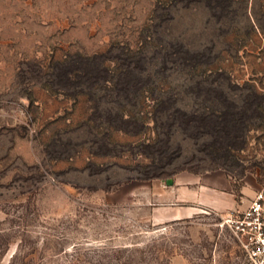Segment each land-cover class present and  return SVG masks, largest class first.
<instances>
[{"label":"rangeland","instance_id":"374dc122","mask_svg":"<svg viewBox=\"0 0 264 264\" xmlns=\"http://www.w3.org/2000/svg\"><path fill=\"white\" fill-rule=\"evenodd\" d=\"M263 186L264 0H0V264H248Z\"/></svg>","mask_w":264,"mask_h":264},{"label":"built area","instance_id":"2783aa9c","mask_svg":"<svg viewBox=\"0 0 264 264\" xmlns=\"http://www.w3.org/2000/svg\"><path fill=\"white\" fill-rule=\"evenodd\" d=\"M225 223L232 230L247 263L264 264V186L245 211L231 214Z\"/></svg>","mask_w":264,"mask_h":264},{"label":"crops","instance_id":"0c3cea01","mask_svg":"<svg viewBox=\"0 0 264 264\" xmlns=\"http://www.w3.org/2000/svg\"><path fill=\"white\" fill-rule=\"evenodd\" d=\"M187 173H180L177 175V181H176V184H184V183H188V182H191L189 179H187L188 177H186ZM183 178V179H181ZM196 179H193V182H195ZM230 185L232 186V181L230 180L229 181ZM214 182H212L210 184V186H212L213 188L211 189L210 192L208 193H204L206 191H203L201 188H199L198 190H196V194L194 193V198L195 200L199 203V204H206L212 208H215L219 211H226V210H229L231 208H235V207H238L240 208L241 206L238 204L237 200L235 199L236 197V194L235 192L234 193H225V191H220V190H217L216 188H214ZM230 186V187H231ZM230 187L226 188V189H229ZM244 189L247 188V186H243ZM241 192H243L244 196H242L243 198V201L245 202L244 205L242 206V210L244 209H247L249 207V205L251 204V201L253 200V198L255 197V195L253 193H246L245 191H243V188L241 190ZM222 193H225V194H229L228 196L230 197H226L224 194ZM184 194V193H183ZM180 198H182L180 196ZM251 198V199H250Z\"/></svg>","mask_w":264,"mask_h":264},{"label":"trees","instance_id":"16d2710c","mask_svg":"<svg viewBox=\"0 0 264 264\" xmlns=\"http://www.w3.org/2000/svg\"><path fill=\"white\" fill-rule=\"evenodd\" d=\"M243 118V113L240 112V115H236L235 120H242ZM248 130V125H243V127L240 129V132H237V134H235V137L237 139H242L244 138V132H246ZM232 145H230L231 147Z\"/></svg>","mask_w":264,"mask_h":264},{"label":"water","instance_id":"95a60500","mask_svg":"<svg viewBox=\"0 0 264 264\" xmlns=\"http://www.w3.org/2000/svg\"><path fill=\"white\" fill-rule=\"evenodd\" d=\"M173 181L171 179L168 180V184H172Z\"/></svg>","mask_w":264,"mask_h":264}]
</instances>
